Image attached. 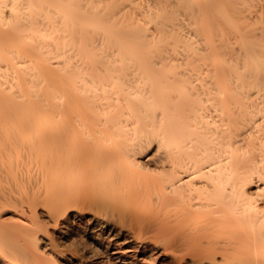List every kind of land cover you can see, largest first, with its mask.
I'll use <instances>...</instances> for the list:
<instances>
[{
    "label": "bare ground",
    "instance_id": "obj_1",
    "mask_svg": "<svg viewBox=\"0 0 264 264\" xmlns=\"http://www.w3.org/2000/svg\"><path fill=\"white\" fill-rule=\"evenodd\" d=\"M72 207L264 264V0H0V256L58 264Z\"/></svg>",
    "mask_w": 264,
    "mask_h": 264
},
{
    "label": "rangeland",
    "instance_id": "obj_2",
    "mask_svg": "<svg viewBox=\"0 0 264 264\" xmlns=\"http://www.w3.org/2000/svg\"><path fill=\"white\" fill-rule=\"evenodd\" d=\"M12 204L15 203L8 202L3 217L17 220L22 217L20 206ZM41 215L47 221L42 226L45 230L50 219L44 212ZM94 216L95 210L79 215V209L72 207L60 224L51 220L49 229L38 233L39 245L47 257H54L58 264H190L187 259L179 260L171 251H164L163 242L152 237L138 241L127 226H95ZM0 264L14 263L0 256Z\"/></svg>",
    "mask_w": 264,
    "mask_h": 264
}]
</instances>
